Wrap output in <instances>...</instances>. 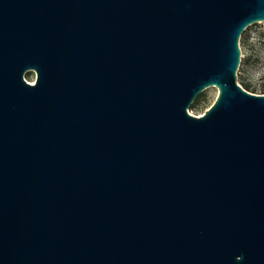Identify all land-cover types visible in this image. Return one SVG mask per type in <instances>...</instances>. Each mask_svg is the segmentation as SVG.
Listing matches in <instances>:
<instances>
[{"label":"water","instance_id":"95a60500","mask_svg":"<svg viewBox=\"0 0 264 264\" xmlns=\"http://www.w3.org/2000/svg\"><path fill=\"white\" fill-rule=\"evenodd\" d=\"M259 22L264 0H0V264H264V94L237 82Z\"/></svg>","mask_w":264,"mask_h":264},{"label":"rangeland","instance_id":"374dc122","mask_svg":"<svg viewBox=\"0 0 264 264\" xmlns=\"http://www.w3.org/2000/svg\"><path fill=\"white\" fill-rule=\"evenodd\" d=\"M264 23L249 25L242 33L246 40L239 39L241 59L237 70L238 83L243 81L249 84V92L264 94ZM246 61V62H245ZM25 79L35 82V73L27 72ZM217 95L215 87L203 90L193 101L188 112L193 115H201L213 103Z\"/></svg>","mask_w":264,"mask_h":264},{"label":"trees","instance_id":"16d2710c","mask_svg":"<svg viewBox=\"0 0 264 264\" xmlns=\"http://www.w3.org/2000/svg\"><path fill=\"white\" fill-rule=\"evenodd\" d=\"M264 28V27H263ZM243 38V40H246L247 39V36H244L242 35L241 39ZM246 62V61H245ZM238 82V81H237ZM239 84L244 88L246 89L247 91L249 90V84L248 83H245L243 81L239 82Z\"/></svg>","mask_w":264,"mask_h":264}]
</instances>
